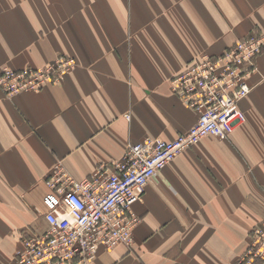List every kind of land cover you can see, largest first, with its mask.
Returning <instances> with one entry per match:
<instances>
[{
    "label": "crops",
    "instance_id": "crops-1",
    "mask_svg": "<svg viewBox=\"0 0 264 264\" xmlns=\"http://www.w3.org/2000/svg\"><path fill=\"white\" fill-rule=\"evenodd\" d=\"M253 33H264V0H0V67L76 61L39 92L0 88V264L47 231L46 178L58 164L80 181L131 143L186 133L199 114L173 77ZM257 65L245 122L160 171L132 205L133 244L101 248L91 264H240L264 221V50Z\"/></svg>",
    "mask_w": 264,
    "mask_h": 264
},
{
    "label": "built area",
    "instance_id": "built-area-1",
    "mask_svg": "<svg viewBox=\"0 0 264 264\" xmlns=\"http://www.w3.org/2000/svg\"><path fill=\"white\" fill-rule=\"evenodd\" d=\"M264 36L252 35L220 57L204 55L172 80V90L199 114L197 122L173 141L147 137L131 143L121 161L100 167L90 177L75 180L61 164L48 175L43 197L47 231L22 240L13 264H91L101 248L132 245L140 219L132 205L149 183L183 151L207 136L221 139L245 122L239 108L253 86L255 59ZM75 67L61 56L43 68H0V88L8 95L39 92L60 84ZM264 261V223L253 229L240 264Z\"/></svg>",
    "mask_w": 264,
    "mask_h": 264
},
{
    "label": "rangeland",
    "instance_id": "rangeland-1",
    "mask_svg": "<svg viewBox=\"0 0 264 264\" xmlns=\"http://www.w3.org/2000/svg\"><path fill=\"white\" fill-rule=\"evenodd\" d=\"M252 35H256V36H262V35H263V36H264V33H259V34L253 33V34L249 35L248 37H250V36H252ZM248 37H245L244 39H247ZM244 39H242V40H244ZM239 41H241V40H239ZM239 41H237L234 45H232L231 47H229V48H228L223 54H221V55H219V56H216V57H220V56L224 55L228 50H230L232 47H234L235 45H237ZM263 50H264V47H263ZM263 50H262V52L260 53V55L263 53ZM204 55H207V54H204ZM204 55H202L201 57H203ZM260 55H259V56H260ZM62 56H63V55H62ZM208 56H210V55H208ZM259 56H257V58L255 59L256 66H257V71H256V72H258L257 59H258ZM59 57H61V56H58L57 58H59ZM64 57H68V58H72V59H74L73 57H70V56H64ZM201 57H199V58H195V59H192V60L188 63V65H189L192 61L198 60V59H200ZM211 57H214V56H211ZM55 60H56V59H55ZM74 61H75V59H74ZM51 62H53V61H51ZM49 63H50V62H49ZM188 65H187V66H188ZM44 66H45V65H44ZM44 66H43V67H44ZM75 66H76V61H75ZM187 66L185 67V69L187 68ZM3 67H7V66H3ZM43 67H39V68H43ZM0 68H2V67H0ZM9 68H10V67H9ZM12 69H13V68H12ZM25 69H27V68H25ZM74 69H75V67H74ZM74 69H73V70H74ZM185 69H184V70H185ZM15 70H23V69H15ZM184 70H183V71H184ZM183 71H182V72H183ZM72 72H73V71H72ZM72 72H71V73H72ZM182 72H181V73H182ZM254 73H255V72H254ZM179 74H180V73H179ZM179 74H177L176 76H178ZM252 74H253V73H252ZM252 74H251V75H252ZM68 75H69V74H68ZM68 75H67V76H68ZM251 75H250V76H251ZM176 76H174L173 79H174ZM250 76H249V77H250ZM173 79H172V80H173ZM60 84H61V83H60ZM171 85H172V81H171ZM251 85H252V84H251ZM252 89H253V88H252ZM1 90H2V89H1ZM2 91H3V90H2ZM172 91H173V90H172ZM251 91H252V90H251ZM3 92H4V91H3ZM4 93H5V92H4ZM23 93H24V92H23ZM173 93H174V92H173ZM250 93H251V92H250ZM5 94H6V93H5ZM174 94H175V93H174ZM6 95H7V94H6ZM175 95H176V94H175ZM7 96H8V95H7ZM14 96H15V95H14ZM176 96H177V95H176ZM248 96H249V95H248ZM248 96H247V97H248ZM179 98H180V97H179ZM180 99H181V98H180ZM244 99H245V98H244ZM181 100H182V99H181ZM182 101H183V100H182ZM239 105H240V104H239ZM239 108H240V107H239ZM228 138H229V137H228ZM226 139H227V138H226ZM49 174H50V173H49ZM47 177H48V176H47ZM46 180H47V178H46ZM263 223H264V221H263ZM263 223H262V225H263ZM256 227H259V226H255L253 229H255ZM253 229H252V231H251V233H250V237H251V234H252V232H253ZM23 238H26V236L23 237ZM247 249H248V248H247ZM246 251H247V250H246ZM246 251H245V253H246ZM240 263H241V262H240Z\"/></svg>",
    "mask_w": 264,
    "mask_h": 264
}]
</instances>
